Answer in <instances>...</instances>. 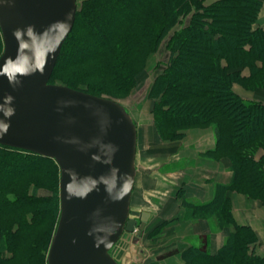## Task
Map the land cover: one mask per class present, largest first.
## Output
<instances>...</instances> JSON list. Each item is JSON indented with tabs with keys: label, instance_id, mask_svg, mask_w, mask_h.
I'll return each instance as SVG.
<instances>
[{
	"label": "trees",
	"instance_id": "obj_1",
	"mask_svg": "<svg viewBox=\"0 0 264 264\" xmlns=\"http://www.w3.org/2000/svg\"><path fill=\"white\" fill-rule=\"evenodd\" d=\"M158 6L164 9V24L159 21ZM262 6L261 0H216L211 4L204 0H93L88 11L94 19L87 26L92 36L76 33L83 13L78 10L50 80L55 83L64 56H70L74 64L99 56L101 69L110 72L119 84L121 70L129 79L128 68L138 66L144 50L156 49L171 24L193 13L190 23L172 38L169 71L158 77L154 90L161 96L157 100L160 127L173 130L214 124L219 144L213 152L228 153L236 162L234 181L219 186L212 201L190 203L192 215L212 212L224 224L234 223L236 227L218 254H199L205 264H222L227 257L233 264H264V257L252 249L259 240L256 232L235 222L230 197L224 194L231 189L264 203V158H256L258 147L264 146V102L245 99L233 89L238 79L246 87H264V26L257 23ZM0 37L4 50L1 29ZM91 43L100 49L90 50ZM79 49L88 52L78 56ZM239 67H250L253 72L238 74L235 70ZM66 85L77 88L72 83ZM178 135L179 130L172 132L173 137ZM60 177L54 159L0 144V239L12 253L0 257V264H18L25 227L44 225L50 214L55 218V234L60 217ZM40 189L54 194V208L49 206L53 198L41 196ZM44 209L45 214L41 213ZM29 212L34 214L32 219L25 218ZM15 222L19 226L14 230ZM7 239L14 244L9 246ZM51 243L45 257L33 246L26 247L21 262L48 264Z\"/></svg>",
	"mask_w": 264,
	"mask_h": 264
},
{
	"label": "water",
	"instance_id": "obj_2",
	"mask_svg": "<svg viewBox=\"0 0 264 264\" xmlns=\"http://www.w3.org/2000/svg\"><path fill=\"white\" fill-rule=\"evenodd\" d=\"M78 9V0H0V144L60 167L48 264H120L113 247L151 216L131 207L138 127L121 102L50 81Z\"/></svg>",
	"mask_w": 264,
	"mask_h": 264
},
{
	"label": "crops",
	"instance_id": "obj_3",
	"mask_svg": "<svg viewBox=\"0 0 264 264\" xmlns=\"http://www.w3.org/2000/svg\"><path fill=\"white\" fill-rule=\"evenodd\" d=\"M260 16L264 26V5ZM258 93L257 100L264 101V91ZM139 133L138 129L137 174L131 207L151 214L144 231L165 224L155 240L147 241L145 249L150 256L161 258L158 264H186L180 251L188 246H193L198 255L203 251L218 254L235 227L218 228L215 218L212 225L209 218L185 220L183 217L190 203L212 201L219 184L227 185L235 179L229 157L214 158L207 154L216 146L213 129L195 128L183 139L162 141L159 138L142 143ZM227 195L231 198L236 222L250 226L258 236L259 243L252 249L264 257L263 203L236 191H229ZM135 196L138 207L133 204Z\"/></svg>",
	"mask_w": 264,
	"mask_h": 264
},
{
	"label": "rangeland",
	"instance_id": "obj_4",
	"mask_svg": "<svg viewBox=\"0 0 264 264\" xmlns=\"http://www.w3.org/2000/svg\"><path fill=\"white\" fill-rule=\"evenodd\" d=\"M92 1L93 0H78V8H79L78 10H83V13L81 14L82 20L76 31L78 35L90 33L89 36H92L91 32L87 28L89 24H92L93 22L92 19H94V17L91 16V14L88 11L89 10L88 8H90L88 6L91 4ZM215 1L216 0H204V3L211 4ZM261 1L263 2V5H264V0H261ZM157 8H159L158 9L159 21H162V23L164 24L166 22V15H165L164 9L162 6L161 7L158 6ZM262 9H263V6H262ZM260 15H261V12H260ZM260 15H259L257 23L261 25ZM192 17H193V13H189L188 15L181 17L179 21L175 22L174 24H171L167 33H165L163 37H161L160 43L158 44L157 48L156 49H153V48L145 49L144 52L142 53L141 59H138L137 61V63H139L138 66H135V67L130 66L128 68V69H131L130 73H128L129 79H127L126 74L123 72L124 70L120 71V77L118 79L119 84L116 83V81L114 80L110 72H108L107 70L101 69V62H100L99 56L92 60L81 62L79 64H74L70 56H64L60 60V68H59L60 71L57 75V78L54 80V82L59 83V84H65V85L68 83H72L73 85H76L77 87L76 89H81L87 92L90 90V91L101 94L99 96L109 97V98H112V99H115L121 102L123 105L126 106V108L131 113V115L133 116L137 124V127L140 132L139 134H140L141 143L143 141L153 142L154 140H157L159 138L162 141H175L178 139H183L190 129L212 128L216 136V146L212 150L207 151V154L212 155L211 157H214V158L229 157L232 162V169L235 172V176H236L238 172H237L236 162L234 160V157L229 155L228 153L226 154V153L220 152V150H218L216 153L213 152L218 147V144H219L218 142L219 133L214 124L192 126L186 129L184 128V129H173L172 130V129L162 128L157 123L158 115H159L158 114L159 107L157 105V100L160 99L161 96L159 95L160 93L154 90V84L157 82L159 76H162L163 74L169 71L167 69H168L170 60H172V54H173V48H172L173 39L172 38L174 37V35L178 34L180 29L184 28L187 24L190 23V20L192 19ZM89 38L92 41L93 37H89ZM91 46L93 47H90V50L91 48H96V49L98 48L97 43H94V44L91 43ZM78 51H81V52H78ZM78 51L76 53L78 56L88 52L87 50H84V49H81V50L79 49ZM2 52H3V44H2L1 37H0V55L2 54ZM224 61L226 62L225 59H223V62ZM236 69H239V70H235V71H238L237 72L238 74H241L244 76H248L252 74L253 72V70H251L250 67H244V68L239 67ZM233 89L241 97L245 99H249V100H257L258 99L257 95L260 94L258 92L264 91V87H259L257 89L250 88L249 86L246 87L245 83H243V81H240L239 79L233 82ZM196 100H199V99H196ZM174 130H179V135L176 137L172 136V132H174ZM258 148L259 149L256 152V158L262 159L264 158V146H259ZM229 184L227 185L219 184L218 187L219 186L225 187V186H228ZM32 187L27 190L28 191L27 193H30L32 191ZM229 191H235V190L229 189L227 191H224V194L227 195ZM137 192H138V189H137ZM239 193H242V192H239ZM39 194L41 196H48L50 198H53V200L52 199L49 200V206L50 208L55 207L54 197H53L54 194H51L50 192L43 190V189L39 190ZM242 194H245V193H242ZM183 199H184L183 202L185 203V205H187L188 202L184 198V195H183ZM254 199L260 200L263 203L261 199H258V198H254ZM136 201H137V198L135 196V199L133 202L134 207H138V204ZM190 205L189 207L186 206L187 211H185V215L183 216L185 220H188V219L197 220L198 218H209L211 220L212 225H214V218H215V222L218 224V228L220 227L221 229H223L224 227H228L230 225H233L235 227L234 223L224 224L220 220V218L216 214H213L212 212L210 214L206 213V214H201V215L200 214L192 215V212L194 210H192V205L191 206ZM232 211H233V206H232ZM44 212H46L45 209L41 213H44ZM33 216L34 214L31 212L25 213V218L32 219ZM18 226L19 224L15 222L13 224V229L14 230L17 229ZM164 226L165 224H161V225L156 226L153 229H148L145 231L143 230L140 236H138V229H136L133 232H125L123 236L121 237V239L119 240V242L113 247L111 251L112 254L120 262V264H131V263L158 264L161 258L158 256L157 257L150 256V252L147 251L145 247L149 239L155 240L154 238H156L159 234H161V230ZM54 229H55V218L53 219L51 214L47 217L46 223L44 225H41V226L33 225L30 227H25V236L23 240L24 243L22 244L21 251L18 252L17 263L23 264L21 262V256L26 257V254H27L26 247H29V246H33L32 248H34L35 251L39 253V255H41L42 257L43 256L45 257V254L48 251L49 244L52 241V238L54 235ZM232 234L227 239L226 243L229 241ZM135 237H138V239H136ZM4 242H5L4 239H0V257L11 256L12 253L7 250ZM258 243H259V240L253 245H256ZM7 244L11 246V244L13 245L14 242L12 241L11 243V241L7 239ZM180 252L186 264H205L203 261H201L198 258L199 255L195 254L197 253V251H195L193 246H188L186 249ZM25 264H28L26 260H25ZM222 264H233V263L232 261H230V258L227 257L222 262Z\"/></svg>",
	"mask_w": 264,
	"mask_h": 264
}]
</instances>
